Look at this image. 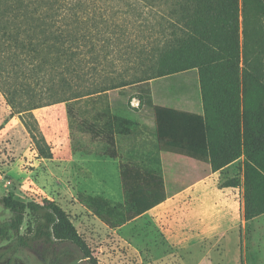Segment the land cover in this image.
<instances>
[{"label": "trees", "instance_id": "obj_1", "mask_svg": "<svg viewBox=\"0 0 264 264\" xmlns=\"http://www.w3.org/2000/svg\"><path fill=\"white\" fill-rule=\"evenodd\" d=\"M140 1L162 12L149 31L154 41L116 72L111 39L125 36L127 12L119 7L126 0H0V94L42 159L52 152L33 111L57 104L111 149L122 202L76 197L109 230L183 189L165 181L158 130L205 140L210 173L264 148V0ZM82 99L101 101L92 121L78 117L74 104ZM186 101L196 111L183 109ZM0 206L11 214L0 223L1 241L49 256V264H98L54 201L6 195ZM26 215L32 224L22 234ZM255 215L246 200L245 220Z\"/></svg>", "mask_w": 264, "mask_h": 264}, {"label": "rangeland", "instance_id": "obj_2", "mask_svg": "<svg viewBox=\"0 0 264 264\" xmlns=\"http://www.w3.org/2000/svg\"><path fill=\"white\" fill-rule=\"evenodd\" d=\"M119 8L126 10L128 25L121 41L111 39L116 72L134 62L138 50L152 45L154 37L149 31L162 13L157 6L147 7L140 0H126ZM241 21L240 17L242 45ZM92 103L93 99H82L74 104L79 118L93 120L102 104ZM131 105L137 106V101ZM181 107L196 111L192 103ZM33 114L51 147V159L38 157L19 118L11 114L0 94V197L57 203L98 264H264V148L250 153L248 161L242 156L210 174L205 140L172 137L168 131L158 130L167 181L185 185L210 175L173 198L160 212L109 230L79 205L76 197L83 193L122 202L118 161L109 157L111 149L69 119L64 104L34 110ZM119 116L136 118L131 113ZM246 200L256 214L250 220L244 218ZM10 217L0 206V223ZM31 224L26 215L20 232L24 234ZM0 264H49V256L18 248L12 240H0ZM61 264L87 263L71 259Z\"/></svg>", "mask_w": 264, "mask_h": 264}, {"label": "crops", "instance_id": "obj_3", "mask_svg": "<svg viewBox=\"0 0 264 264\" xmlns=\"http://www.w3.org/2000/svg\"><path fill=\"white\" fill-rule=\"evenodd\" d=\"M185 103H190V102L186 101ZM37 110H38V109H37ZM37 110H35V111H37ZM144 122H147V121H144ZM146 124H147V123H146ZM148 125L151 126L152 124H151V123H148ZM159 148H160V146H159ZM160 151H161V150H160ZM161 159H162V154H161ZM162 165H163V159H162ZM163 170H164V165H163ZM210 174H211V173H210ZM210 174H209V175H210ZM209 175L207 174V176H205V177H204V175H202L203 177H201L200 179H199V178H196V179H194V180H193L191 183H189V184L181 185V186L183 187V189H182L180 192H178L177 194H175L173 197L166 199V201H164V202L161 203L160 205H158V206L152 208L151 210H149V211L146 212L145 214L141 215L140 217H143V216H145V215H151V214H154V213H158V212H160L162 209H165L166 207L169 206V201H171L173 198H175V197L181 195L183 192L186 191V189H188V188H190V187H193V186L196 185L197 183H200L203 179L207 178ZM164 177H165V181L168 182V181L166 180L165 171H164ZM140 217H138V218H140ZM138 218H136L135 220H137ZM135 220H133V221H135ZM133 221H132V222H133ZM130 223H131V222H130ZM128 224H129V223H128ZM126 225H127V224H126ZM124 226H125V225H124ZM239 241H240V236H239Z\"/></svg>", "mask_w": 264, "mask_h": 264}]
</instances>
